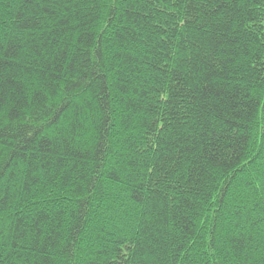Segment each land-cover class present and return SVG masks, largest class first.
Segmentation results:
<instances>
[{
    "label": "trees",
    "instance_id": "obj_1",
    "mask_svg": "<svg viewBox=\"0 0 264 264\" xmlns=\"http://www.w3.org/2000/svg\"><path fill=\"white\" fill-rule=\"evenodd\" d=\"M0 264H264V0H0Z\"/></svg>",
    "mask_w": 264,
    "mask_h": 264
}]
</instances>
